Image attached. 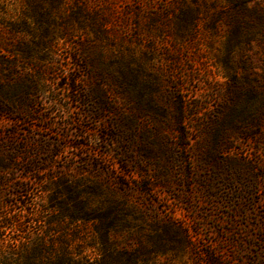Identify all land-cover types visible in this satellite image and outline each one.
I'll return each instance as SVG.
<instances>
[{"label":"rangeland","instance_id":"rangeland-1","mask_svg":"<svg viewBox=\"0 0 264 264\" xmlns=\"http://www.w3.org/2000/svg\"><path fill=\"white\" fill-rule=\"evenodd\" d=\"M234 1L0 0V246L264 264V0Z\"/></svg>","mask_w":264,"mask_h":264},{"label":"trees","instance_id":"trees-1","mask_svg":"<svg viewBox=\"0 0 264 264\" xmlns=\"http://www.w3.org/2000/svg\"><path fill=\"white\" fill-rule=\"evenodd\" d=\"M234 2L241 7L245 5L244 0H235ZM16 222L15 220L14 224ZM1 223H5V221ZM68 241H72V239H67L64 236L62 243L67 246ZM101 258L92 261L83 250H71L66 247L59 250L44 248L21 250L0 246V264H103V258Z\"/></svg>","mask_w":264,"mask_h":264}]
</instances>
